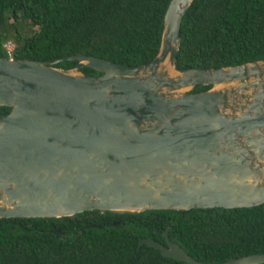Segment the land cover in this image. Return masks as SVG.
<instances>
[{
	"label": "water",
	"instance_id": "obj_1",
	"mask_svg": "<svg viewBox=\"0 0 264 264\" xmlns=\"http://www.w3.org/2000/svg\"><path fill=\"white\" fill-rule=\"evenodd\" d=\"M192 2L170 1L147 65L86 55L53 63L0 57V107L10 108L0 114V219L264 204V60L176 70ZM63 61L77 65L53 67ZM196 86L210 88L187 91ZM142 244L206 264L169 240ZM263 263L257 254L222 264Z\"/></svg>",
	"mask_w": 264,
	"mask_h": 264
},
{
	"label": "trees",
	"instance_id": "obj_2",
	"mask_svg": "<svg viewBox=\"0 0 264 264\" xmlns=\"http://www.w3.org/2000/svg\"><path fill=\"white\" fill-rule=\"evenodd\" d=\"M170 1L0 0V57L53 63L86 55L130 68L147 65L158 52ZM7 42L13 45L10 52L4 47ZM260 60L264 0H193L181 21L176 70L219 69ZM76 65L63 61L53 67L68 70ZM80 72L99 75L89 68ZM209 88L196 86L191 93ZM9 112L0 107V114ZM144 239L163 245L169 240L206 264L261 255L264 204L0 219V264H187L140 245Z\"/></svg>",
	"mask_w": 264,
	"mask_h": 264
},
{
	"label": "rangeland",
	"instance_id": "obj_3",
	"mask_svg": "<svg viewBox=\"0 0 264 264\" xmlns=\"http://www.w3.org/2000/svg\"><path fill=\"white\" fill-rule=\"evenodd\" d=\"M5 49L7 50V51H11L12 50V48H13V45L10 43V42H7L6 44H5ZM187 91H190L191 92V90L189 89V90H187Z\"/></svg>",
	"mask_w": 264,
	"mask_h": 264
},
{
	"label": "bare ground",
	"instance_id": "obj_4",
	"mask_svg": "<svg viewBox=\"0 0 264 264\" xmlns=\"http://www.w3.org/2000/svg\"><path fill=\"white\" fill-rule=\"evenodd\" d=\"M170 74H172V72H169Z\"/></svg>",
	"mask_w": 264,
	"mask_h": 264
}]
</instances>
